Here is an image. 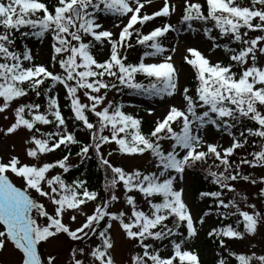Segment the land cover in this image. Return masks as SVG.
Listing matches in <instances>:
<instances>
[{"label":"snow or ice","instance_id":"6c2138e0","mask_svg":"<svg viewBox=\"0 0 264 264\" xmlns=\"http://www.w3.org/2000/svg\"><path fill=\"white\" fill-rule=\"evenodd\" d=\"M178 7L181 15L173 24L170 17ZM157 18H162L159 23ZM181 31L210 42V56L217 50L224 54L213 62L185 43L191 89L179 83L173 63L177 46H165L173 32ZM28 37H50L49 64L58 70L34 63L31 50L18 47L17 41ZM137 46L143 49L139 60L128 62L127 51ZM94 49H107L106 58L97 61ZM125 91L169 101L147 134L141 118L108 98L110 92ZM29 96L35 99L26 100ZM9 114L0 134L24 133L23 153L34 161L21 162L15 154L0 158V249L10 244L19 264H55V257H44L40 248L58 234L85 245L71 249V264H115L110 252L114 226L140 249L129 264H201L188 245L198 235L197 225L213 216L221 221L235 217V227L221 223L206 233L224 250L216 253V264H230V257L236 264H264V255L228 248L234 240L255 235L264 223V211L235 188L238 181L258 186L252 198L264 206V175L243 174L242 167L264 169V0L247 5L181 0L179 6L174 0H54L51 7L44 0H0V116L9 120ZM213 132L230 138L229 145L209 142L206 137ZM249 138L258 139L252 145L258 150L232 160ZM73 145L80 163L94 159L103 170V196L90 190L86 179H65L77 167L69 162ZM109 145L114 147L105 153ZM56 151L62 155L43 159ZM114 154L146 155L150 170L114 165L109 159ZM197 164H208L202 171L215 189L199 192V200L211 202L193 215L183 182ZM225 191L232 193L227 201ZM118 202L123 207L112 211ZM89 203L90 212L85 211ZM78 216L82 220L74 228L65 222V217L76 222ZM93 238L97 242L89 246Z\"/></svg>","mask_w":264,"mask_h":264},{"label":"rangeland","instance_id":"374dc122","mask_svg":"<svg viewBox=\"0 0 264 264\" xmlns=\"http://www.w3.org/2000/svg\"><path fill=\"white\" fill-rule=\"evenodd\" d=\"M174 2L179 6L181 0H174ZM151 10V9H150ZM181 15V10L178 7L176 13H174L170 20L173 24L177 23V20L179 16ZM160 22V19H157V23ZM108 27V25H106ZM181 29H183V26H179ZM113 31L115 32V29L113 28ZM185 37H187V40H185ZM28 48L31 50V54L34 56V63L39 64L43 63L49 58V52H48V46L46 39H37V38H30L27 39ZM173 44L177 46V51L173 54V63H178L181 59H183V56L186 54L184 52V46L185 43H188L192 46L198 47V49L210 60L215 61L218 57H223L224 54L222 51L217 50L216 54L209 55L207 51V47L209 46L207 42L202 43L199 34L193 35L191 33L186 32H173L169 38V41L166 42L165 46L167 47L168 44ZM104 54L103 51H99L98 49H94V55L102 57ZM154 58H146V62H152ZM177 72L179 76V83L180 86H183L190 76V73L188 70L184 69L181 65L177 67ZM169 101L166 100H159L158 98H151L148 101H141L139 99H133V98H127L122 100L120 103H122L124 107L125 112L132 113L134 115H139L143 118H146L154 123L157 117H160L161 114L164 112L165 105ZM174 103H177V101H173ZM145 109H149L152 114L149 115V112ZM9 120H4L2 116H0V127H6L10 120L11 115L9 114ZM82 134H80L78 137H81ZM24 133H19L17 135H10L9 137H3L2 134H0V158H8L10 155L15 154L18 155L21 162H27V163H34V161L27 159L23 153V141ZM206 139L209 142L218 143L222 146H228L229 140L226 135H223L218 132L210 133ZM14 146V150H13ZM111 147H114L113 145H109L108 148H105L104 151L107 153L111 149ZM46 161H52L51 156L47 155L43 157ZM110 161L114 163L115 165H121L126 170H131L134 167H139L142 169H149L150 165L148 163V157L142 156L139 158H130L127 156H121L114 154L112 157H109ZM72 164L79 163V158L76 156V158L72 159ZM254 172L253 176L259 177L262 175V172L258 171H248ZM246 173V174H248ZM13 182L17 184V186H20L21 181L19 179L14 178ZM240 184L236 186V190L243 195H246L248 197V202L250 203H256L257 209H259V201L253 200L252 194L257 191L256 186H252L248 183H245L243 181H239ZM192 184V178L190 175L184 174V182L183 187L185 189L184 191V199L191 208L193 215H195L197 212L204 209V202H198L195 201L192 192H191V185ZM119 195V192L117 193ZM35 195V193H33ZM225 201H227L228 198L232 196V193H229L226 191L225 193ZM137 199L139 200L140 197L137 195ZM45 203H47L45 201ZM123 205L121 202H118L113 208L112 211H116L120 208H122ZM146 207V206H145ZM241 207L243 208V204H241ZM92 204L89 203L85 211H91ZM127 210V209H125ZM251 211L250 209H246ZM49 211H51V208H49ZM66 223H71V227L78 226V223L80 220H82V217H77L76 222H70L67 217L64 218ZM231 220L235 219V217L229 218ZM216 224V218L213 216L212 219L208 220L203 226L197 225V228H199L200 233L197 235V240L195 245H188L191 248H196L197 251H199V257H201L203 260L208 261L209 258H213V250H201L199 248V235H201L202 232H207L210 227L214 226ZM112 242L113 247L111 249L112 257L115 261V264H129L130 256L134 252H139L140 249L137 247H133L132 243L129 242L126 238L123 237L122 232L118 230L116 226L112 228ZM97 241L93 238L90 242H86L89 246H94ZM251 245H255V247H251ZM85 246L84 244H80V242H72L68 240L64 236H56L51 237L46 243H43V246L40 248L41 254L46 257L48 255H52L55 257V264H71V249L73 247H81ZM237 252H242L243 254L250 255L252 253H255L256 255H264V225L261 224L258 227L257 232L253 236H246L241 243L235 244L233 246ZM86 251L88 248L86 247ZM167 253L164 252L162 255H166ZM77 258H81L79 256V253H77ZM0 264H19V253L16 250H13L12 247H10L8 244L1 249L0 251ZM252 264H258L255 260L252 262Z\"/></svg>","mask_w":264,"mask_h":264},{"label":"trees","instance_id":"16d2710c","mask_svg":"<svg viewBox=\"0 0 264 264\" xmlns=\"http://www.w3.org/2000/svg\"><path fill=\"white\" fill-rule=\"evenodd\" d=\"M46 3L48 4L49 7H51V5L53 4V2H51L50 0H48ZM237 3L242 4V1L241 0H237ZM213 34H215V33H213ZM254 34H256V33H254ZM48 42H50V37H48ZM17 45H18V47H22L21 40L17 41ZM140 50H142V49L139 46H137V47H135L133 49H129L128 51H129L130 54H133L136 51H140ZM131 62H135V61H131ZM224 63H228V61L225 60ZM47 66L51 67L49 62L47 63ZM187 67H189V69L192 72L191 67L189 65ZM56 69L58 70V67ZM233 70L235 71V68ZM138 77H139L140 80L143 79L140 76H138ZM144 82L147 83V80H144ZM186 86H188L190 89L194 88L193 72H192L190 80L188 81V84ZM29 97H30V100L34 99L31 96H29ZM64 103H65V101L63 99V104ZM63 112H64L65 116H68L69 111L67 109H65L64 107H63ZM246 124H248V126L255 127V125L251 124L250 122H246ZM153 125H154V123H151V122H149L147 125L145 124V126L142 129V132L147 134L148 132H150V130L152 129ZM254 139L255 138H249L248 146L245 149L236 150L237 154L234 155L233 157H231V159L238 161L241 154L253 151L252 150V145L255 142ZM258 142L259 141H257V143ZM163 146L165 148H167L168 147L167 142H165ZM77 150H78V146H76V145L71 146V148H70V151H71L70 160H71V158H73L75 156V153L77 152ZM61 155H62V152L60 153L59 156H61ZM248 158L250 159V157H248ZM211 163H212V160H209L208 164H211ZM208 164H203V165L202 164H197L194 169L188 170L189 175H191L192 178L194 179L193 184H192L193 185L192 191H193L194 196L196 195L198 197V194H199L200 191H208V190H214L215 189V186L210 183V178L206 177L204 172L202 171L203 168H207ZM76 165H77V167H74V168L70 169V172L65 174V179L68 182H71L72 179H75L77 177L86 179L87 182H88L89 189L90 190H97V191H99L100 196H103L104 193H103V190H102V182H103V179H104V172H103V170H101L97 166L96 161L94 159H89L88 161H85L84 163H79V164H76ZM242 167H244V166H242ZM260 169H262V168H260ZM210 202H211L210 199H208L207 200V204L210 203ZM221 223H223V224L232 223L233 226L235 227L234 220L231 221V222H227L226 220L221 221V220L218 219V225H220ZM200 239H201L200 247L202 249L207 250L209 248H212V249H214L216 251V253L221 251L222 254H223L224 251L222 249L218 248L217 244L213 240L208 238L206 234L203 235ZM234 241H232L230 243L231 246H233L234 243H236ZM229 248H230V245H229ZM200 261H201V264H216V260L215 259H211V258H209L208 261H205L203 259H201ZM229 262H230V264H236L235 260L233 258H231V257L229 258Z\"/></svg>","mask_w":264,"mask_h":264}]
</instances>
